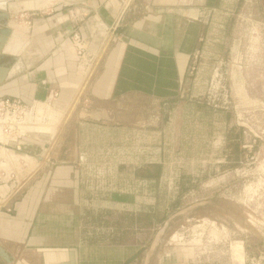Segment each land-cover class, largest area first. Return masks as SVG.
<instances>
[{"label":"rangeland","instance_id":"rangeland-1","mask_svg":"<svg viewBox=\"0 0 264 264\" xmlns=\"http://www.w3.org/2000/svg\"><path fill=\"white\" fill-rule=\"evenodd\" d=\"M224 2L207 13L208 32L172 108L139 101L137 120L104 130L102 108L92 115L76 90L49 127L52 139L29 145L35 162L22 165L14 190L79 142L94 164L89 224L101 229L110 214L119 223L118 195H139V262L161 264L167 255L182 264L183 254L186 264H240L235 247L241 255L243 242L246 264H264V5ZM22 48L10 54L22 59ZM155 165L163 168L159 181L129 179Z\"/></svg>","mask_w":264,"mask_h":264},{"label":"crops","instance_id":"crops-1","mask_svg":"<svg viewBox=\"0 0 264 264\" xmlns=\"http://www.w3.org/2000/svg\"><path fill=\"white\" fill-rule=\"evenodd\" d=\"M123 1L10 4L12 11H21L10 18L19 26L12 25L13 38L7 51L15 53L21 45L25 51L22 59L7 54L15 64L0 55V65L9 69L7 76L12 75L0 85V99H22L41 108L50 91H59L61 101L68 102L78 90L85 106L92 107V115L102 108L96 117L109 121L104 130L121 121L137 120L139 101L172 108L208 32L207 13L218 11L225 0H133L121 13ZM260 1L264 5V0ZM114 25L115 30L105 31ZM75 33L85 36L91 57L83 79L78 75L80 60L73 50ZM39 138H27L25 151L29 145L39 146ZM66 147L50 166L46 164L12 191L7 205L0 207V248L11 259L10 264H144L145 259L139 262V195L119 194L116 209L120 222H113L110 214V222L96 230L89 224L91 201L86 185L93 177L89 171L94 164L81 153L79 142ZM25 159L29 164L35 162L31 157ZM129 179L139 182L136 175ZM127 213L131 217L128 226L124 223ZM241 243L242 256L239 242L235 244L240 260L236 262L246 264V247ZM173 257L166 255L160 263L175 264ZM180 257L186 264V257ZM0 264L8 263L0 258Z\"/></svg>","mask_w":264,"mask_h":264},{"label":"built area","instance_id":"built-area-1","mask_svg":"<svg viewBox=\"0 0 264 264\" xmlns=\"http://www.w3.org/2000/svg\"><path fill=\"white\" fill-rule=\"evenodd\" d=\"M132 2L133 0H124L121 13H124ZM116 28L114 25L109 32ZM72 42L75 57L80 61H87L89 66L91 58L85 36L75 33ZM49 94V99L41 108L37 103L30 105L15 98L0 99V186L18 182L20 175L26 172L22 165L28 163L25 157L29 158L30 154L23 151L25 142L31 135H38L33 130L46 123L53 104L61 98V93L57 90L50 91ZM12 191L14 188L6 199L11 196Z\"/></svg>","mask_w":264,"mask_h":264},{"label":"water","instance_id":"water-1","mask_svg":"<svg viewBox=\"0 0 264 264\" xmlns=\"http://www.w3.org/2000/svg\"><path fill=\"white\" fill-rule=\"evenodd\" d=\"M26 1H32V0H4V2L1 3V5L4 6L5 8L0 6V55L5 60H7L10 64L11 63L15 64V61H14L15 59L11 58V60H9L7 58L8 55L5 53V47L9 43L10 39L13 36V29L10 27V18H11V16L14 17L17 14H19L21 10H17L15 12H12V10H11L12 7L9 6V5L11 4L13 7L14 6L19 7L20 3L26 2ZM104 29H105L106 32L109 31L108 27H106ZM89 58H91L90 55H89ZM87 66H88V62L87 61L81 60L79 62L78 75L82 79H83V77H85ZM8 72H9L8 68H5V67H3V65H0V85H2L5 81H7L10 78H12L11 74H9L7 76ZM19 100L23 101L22 99H19ZM68 102L61 101V99H59L58 101H56L53 104V108H52L53 112L54 111L58 112V113H56V117H57V121L55 122L56 125L61 120V118L63 116V114H61V112H63V110L65 109V107H66ZM51 114H49L48 120L46 121V123L42 127H38V128H35L33 130V132L38 134V136L41 138V140L42 139L45 140V141H43V143L48 142L50 139H52V137L54 135L51 132V130H49V127L54 125V123H52L53 118L51 117ZM38 160L41 161L42 158L39 157ZM12 188H15L14 183H12L10 185L0 186V198L6 199L7 195L10 193ZM156 244H157V241L154 244V246ZM0 258L3 259L8 264L11 263V259L9 258L7 253L2 248H0ZM149 262H150V257L149 256L145 257L144 264H149Z\"/></svg>","mask_w":264,"mask_h":264},{"label":"trees","instance_id":"trees-1","mask_svg":"<svg viewBox=\"0 0 264 264\" xmlns=\"http://www.w3.org/2000/svg\"><path fill=\"white\" fill-rule=\"evenodd\" d=\"M163 168L161 165H155L138 172V177L147 181H159L162 176Z\"/></svg>","mask_w":264,"mask_h":264},{"label":"bare ground","instance_id":"bare-ground-1","mask_svg":"<svg viewBox=\"0 0 264 264\" xmlns=\"http://www.w3.org/2000/svg\"><path fill=\"white\" fill-rule=\"evenodd\" d=\"M3 2H4V1L0 2V4L3 3ZM9 6H11V5H9ZM4 8H5V7H4ZM12 12H14V11H12ZM10 27L13 28L12 26H10ZM12 38H13V37H12ZM12 38H11V39H12ZM11 39H10V41H11ZM10 41H9V43H10ZM9 43H8V44L6 45V47H5V53H6V54H10V53L8 52V51H10V50L7 49V47H8V48L10 47V46H9ZM7 50H8V51H7ZM52 112H53V110H51L49 114H51ZM54 112H56V111H54ZM54 112H53V113H54ZM53 113H52V114H53ZM53 119H54V117H53ZM56 121H57V120H55V121L53 120L52 123H54V122H56Z\"/></svg>","mask_w":264,"mask_h":264}]
</instances>
